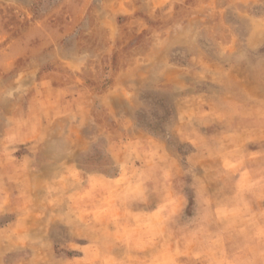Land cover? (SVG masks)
<instances>
[{
  "label": "rangeland",
  "instance_id": "rangeland-1",
  "mask_svg": "<svg viewBox=\"0 0 264 264\" xmlns=\"http://www.w3.org/2000/svg\"><path fill=\"white\" fill-rule=\"evenodd\" d=\"M0 264H264V0H0Z\"/></svg>",
  "mask_w": 264,
  "mask_h": 264
}]
</instances>
